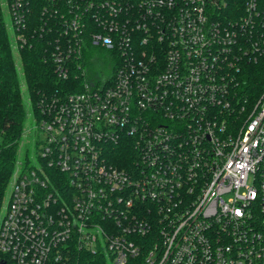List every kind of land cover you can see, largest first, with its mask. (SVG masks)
I'll use <instances>...</instances> for the list:
<instances>
[{
  "label": "built area",
  "instance_id": "1",
  "mask_svg": "<svg viewBox=\"0 0 264 264\" xmlns=\"http://www.w3.org/2000/svg\"><path fill=\"white\" fill-rule=\"evenodd\" d=\"M46 2L29 31L34 0H4L14 49L45 40L84 86L41 102L0 218L5 264H264V88L246 73L264 0ZM88 48L107 53L94 76Z\"/></svg>",
  "mask_w": 264,
  "mask_h": 264
},
{
  "label": "trees",
  "instance_id": "2",
  "mask_svg": "<svg viewBox=\"0 0 264 264\" xmlns=\"http://www.w3.org/2000/svg\"><path fill=\"white\" fill-rule=\"evenodd\" d=\"M4 0H0V218L8 200L9 187L16 171L28 167L30 154L20 156V148L29 118H33L37 126V118L42 100H51L81 92L83 81L80 70L73 68L68 79H60L56 65L49 57L47 42L37 39L31 46L14 49L15 32L10 24L5 23ZM46 0H34L27 18L29 31L39 23ZM95 54L107 53L103 50L88 48L81 59L86 68L91 65ZM94 76V72H90ZM247 79L254 94L259 95L264 88V55L257 62L247 65ZM25 84L27 100L24 97L22 84ZM37 129V128H36ZM39 133L35 139V154L39 143ZM118 153L126 157L130 154L128 146L121 145ZM20 164V165H19ZM0 254V261H4ZM68 264H107L100 254L77 252ZM129 264H143L141 259L131 260Z\"/></svg>",
  "mask_w": 264,
  "mask_h": 264
},
{
  "label": "rangeland",
  "instance_id": "3",
  "mask_svg": "<svg viewBox=\"0 0 264 264\" xmlns=\"http://www.w3.org/2000/svg\"><path fill=\"white\" fill-rule=\"evenodd\" d=\"M4 5V4H3ZM4 9H5V23L6 24H11L12 22V18H11V14L8 11V8L5 7L4 5ZM107 57L104 54H95L93 56V59L91 60V65H89V67H86L85 70L88 72H98L101 69H103L106 63ZM22 89H23V93H24V97L27 100V94L25 92V84H22ZM35 120L33 118H29L28 123H27V128L30 129V132L26 131L23 141H22V145L20 148V156L22 158H24L26 156L27 151L30 154V158L31 160L33 159L34 155H35V139L37 136V129L35 128ZM40 137H43V135H40ZM34 164V161L33 163ZM11 185V183H10ZM6 206V204L4 205V207ZM3 207V210H4ZM2 210V212H3Z\"/></svg>",
  "mask_w": 264,
  "mask_h": 264
},
{
  "label": "water",
  "instance_id": "4",
  "mask_svg": "<svg viewBox=\"0 0 264 264\" xmlns=\"http://www.w3.org/2000/svg\"><path fill=\"white\" fill-rule=\"evenodd\" d=\"M0 264H5V261H0Z\"/></svg>",
  "mask_w": 264,
  "mask_h": 264
}]
</instances>
